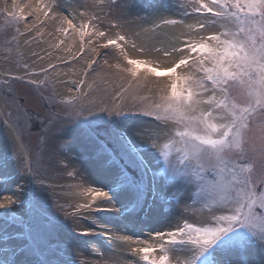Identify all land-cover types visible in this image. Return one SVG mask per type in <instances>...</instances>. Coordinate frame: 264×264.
<instances>
[{"label": "rangeland", "instance_id": "374dc122", "mask_svg": "<svg viewBox=\"0 0 264 264\" xmlns=\"http://www.w3.org/2000/svg\"><path fill=\"white\" fill-rule=\"evenodd\" d=\"M45 2V9H49L47 17L54 11H62L64 24L78 31L76 53L80 49L85 50L84 54L90 50L92 59L80 86L68 89L72 93L71 98L65 95L58 76L50 73V70L47 75H32L29 69L32 63L29 54L31 48L26 46L24 40L37 37L38 30L43 29L44 24L42 22L38 28H30V32L21 37L22 27H32L39 21L33 23L34 19L27 20L18 12L21 0H0V120L10 124L25 154L20 152L18 145H15L16 141L13 142L9 132L0 123V193L12 194V199L17 202L9 205L14 210L15 220L0 217V225L4 223L6 230L0 240V261H4V264H8L10 259L13 260L12 264H118L116 255L108 252L97 257L92 242L100 243L105 251L108 247L99 240V232L92 230L91 226L85 228V223H96L93 213L84 214L88 208L73 199L75 187L87 182L108 187L119 200L127 199L118 188L110 190V175L92 154L87 138L90 130L104 136L105 130L111 129L125 136L126 140L135 145L131 150L135 155L125 154L121 150L122 160L118 161L120 167L127 166L130 172L138 174V161L144 163L146 157V162L159 173L158 182L162 188L158 203H153L152 195H147L143 208L134 209L128 200L124 201L121 219L125 224L110 219L111 222L104 225L118 228L120 232H133L136 230L134 226H140L137 232L150 235L153 245L161 243L154 235L155 232L174 229L177 224L182 225L185 221L196 226H220L214 216L228 214V209L217 206L206 194L194 195L198 190L197 185L204 184L197 176L202 175L211 180V174L194 169L191 184L179 175L174 180L168 178L165 172L167 163L175 162L182 167L179 165L182 151L175 156L169 139L157 146L151 143L146 134L142 137L136 135L137 126H141V123L155 124L152 128L157 131L166 129L169 124L172 126L169 129H175V133L182 130L174 120L162 118L157 121L150 114V109L161 102L160 86L164 84L162 80L168 77H155L142 66L139 76L132 78L124 69L129 67L125 56L133 59L136 45L139 47L140 58L150 61L149 66L160 69L162 63L159 52L163 46L158 44L159 32L170 29L176 32L178 25L185 24L189 27L187 35L195 36L197 40L222 29L218 25L207 30L199 27L206 18L196 11L199 5L194 0ZM76 3H80L78 15L71 10ZM29 7L32 10L35 4ZM157 12L168 13L170 29L157 28L155 31L152 16ZM208 19L210 22L211 18ZM83 24L87 27L80 45ZM151 27L153 29H149ZM101 31L106 33L105 37L99 36ZM88 33L97 34L98 37L88 43ZM118 35L125 36V40L118 41L117 45L108 49L102 47L108 38L115 39ZM68 38L65 31H62V42L68 41ZM180 42L177 32L171 47H177ZM52 52L57 59L66 58L61 56L59 50ZM19 53L22 54L19 56ZM168 57L172 58V55ZM256 119H260V116ZM253 141L254 133H249L250 147L247 155L254 164L252 174L254 178H264V158L259 154V142ZM116 147L119 148V144ZM148 153L153 155V160ZM240 163L243 165L245 161ZM257 190H262L260 179H257ZM173 195L175 199H167ZM193 199L198 201L196 205H193ZM0 202L7 203V198H0ZM209 204L213 205L214 211L208 210ZM4 211L0 209V212ZM166 217L170 221L155 231V224ZM83 231H88L89 235H82ZM251 233L253 238H257L256 243H250L247 248L230 255L239 264H264V255L257 248L258 237L264 233V223L259 218ZM3 243L7 245L3 246ZM112 248L117 247L113 245ZM190 249L191 245L178 247V250L170 253V261L179 260L178 254L182 251L191 254ZM153 255L158 256L159 253ZM140 258L145 264L143 258Z\"/></svg>", "mask_w": 264, "mask_h": 264}, {"label": "snow or ice", "instance_id": "6c2138e0", "mask_svg": "<svg viewBox=\"0 0 264 264\" xmlns=\"http://www.w3.org/2000/svg\"><path fill=\"white\" fill-rule=\"evenodd\" d=\"M194 2L199 5L196 11L206 18L199 27L207 30L218 25L222 31L194 41L189 39L183 47H174L177 58L163 71L149 66L151 62L146 59H129L127 56L125 60L129 67L124 71L137 78L143 66L155 77H171L166 88L161 89V102L150 109L157 121L162 118L174 120L182 129L175 134L182 145L183 156L179 160L182 167L168 162L165 172L170 179L179 175L191 184L194 169L208 171L212 179L198 175L204 184L197 185L194 195L206 194L217 206L227 208L228 214L214 216L220 226H196L185 221L174 229L155 232L160 244L133 249L142 254L145 264H171L170 253L188 245L192 246L189 250L191 259L185 264H238L230 253L256 243L251 229L258 218L264 223V178L253 177L254 164L247 155L249 133H254L253 142H259V154L264 158V0ZM208 18H211L210 22ZM99 36L105 37L106 33L101 31ZM124 40L123 35L108 38L102 47L108 49ZM182 68L187 71H178ZM258 115L260 119H256ZM145 134L144 129L136 130L139 137ZM87 138L92 154L110 175V190L118 188L134 209L145 206L147 195H152L153 203L161 200L159 173L146 162V157L144 163L138 161V174L130 172L127 166L120 167L121 150L135 155L131 151L135 145L125 136L107 129L104 136L90 130ZM240 161L245 163L242 165ZM257 179H260V191L257 190ZM85 194H93L94 199L109 196L103 189L92 188ZM12 196L0 193V198H7V203L0 202V209L6 210L0 212V217L15 220L14 210L9 208L17 203ZM167 199H175V195ZM197 203L193 199V205ZM207 207L214 211L212 204ZM81 234L87 236L89 232ZM128 238L118 237L121 240ZM258 240V251L264 255V233ZM153 253H159L158 257Z\"/></svg>", "mask_w": 264, "mask_h": 264}, {"label": "bare ground", "instance_id": "6f19581e", "mask_svg": "<svg viewBox=\"0 0 264 264\" xmlns=\"http://www.w3.org/2000/svg\"><path fill=\"white\" fill-rule=\"evenodd\" d=\"M82 1H85V0H81V2ZM30 4L33 6L35 4V7L32 10H30L31 9L29 7ZM79 4L78 3L74 4L72 6L73 8L70 7L73 14H76V15L80 14V11H78ZM20 5L21 6L18 12L21 15H23L25 19L27 20L34 19V22L32 21L33 23H35L36 20L39 21L37 24L32 26L33 28L30 27V25L22 27L20 29L21 37H24L25 34L29 33L30 30L34 29L36 26L38 28L39 25L42 24V22L44 24L43 29L38 30L39 33L37 37L33 39L29 38V39L24 40L26 46H29L31 48L29 54L31 56L30 58L32 60V63L29 69L32 75L34 73H40L41 75H47V71L50 70V73L56 74L58 76L61 87L65 89L64 90L65 95L71 98L72 93L68 92V89H70L71 86L75 88L80 86L82 79L88 70V66L90 65V61L92 59L91 58L92 51L87 50L84 54L85 50L80 49L78 53H76L77 41L79 37L78 31H76V29H74L73 31L69 26H66V24H64L65 16L62 11H54L51 16L49 14V17H47L46 16L47 10L49 9H45V6H46L45 0H36V3H33V0H21ZM52 6L53 5H51V7ZM159 11L160 10H158V12ZM167 14L168 13H158V14L154 13L153 14L152 16L154 17L153 25H155V27L153 28L155 29V31H157V28L170 29L168 28L170 25V22H169V17ZM176 14L179 15L178 12H176ZM157 25H160V26H157ZM83 26L84 27L82 28L83 30L80 36V45L82 43L83 36L85 34V28L87 27V25L83 24ZM178 26L179 27H177L178 29L176 32H173L171 29L170 31H167V32L165 30V32H162V33L159 32V36H157L159 40L158 44H161L163 46V50L160 49L161 52H159L160 53L159 57L162 63L159 67L160 69H158L159 71H163L167 67L171 66L174 63L175 59L177 58L178 54L175 55L173 52L174 47L173 48L171 47L174 44L172 43L173 37L175 39L177 32H179L181 42L178 44L176 48L183 47V44L186 40H189V39L193 41L195 40V36L187 35L186 32L189 30V27L187 25L184 24V25H178ZM153 28L151 27L149 29H153ZM60 31L61 32L65 31V34L69 37L68 41L62 42V40L60 39L61 37ZM87 36L88 37L90 36L88 43H91L92 41L95 40L96 37H98V35L94 33H88L86 37ZM83 47L84 45L82 46V48ZM138 48L139 47L136 45V49H135L136 53L133 54L132 56L134 57L133 59L140 58V55L138 54V51H139ZM57 49L61 51L59 52L61 56H64V57L66 56V58L64 59L55 58L53 55L54 52L52 51L58 52ZM166 52H171L172 58L168 56L166 58V55H165ZM21 54L22 53H19L18 55L20 56ZM170 80H171V77L170 78L168 77L167 79L162 80L164 84H162L160 88L161 89L166 88L164 85H168L170 83ZM86 92H88L87 88H86ZM0 123L4 127V129L7 130V132H9V135L10 137H12L13 142L15 143L16 141L17 144L15 143V145H18L17 148L25 156V154L23 153L21 149V145L18 141V137H17L18 135L17 136L15 135V132L14 130H12L10 124L6 120H3V121L0 120ZM152 126H156V125L150 124V123H141V126L140 125L137 126V129H144L151 143L153 142L154 144H157V146L164 144L168 139L171 140L173 150L175 152V156L176 155L178 156L180 154V142L178 141V138L175 135L176 134L175 129L174 130L169 129L170 127L172 128V126L169 124L166 129H160L157 131L156 129H153L154 127L152 128ZM160 126L164 127V125L162 124ZM148 156L150 159L153 160V155L151 153H148ZM89 188H92L94 190L103 189L104 191L109 192V196L108 197L100 196V197H95L94 199L93 194H87V195L85 194L86 190ZM73 192H75L74 197H73L75 202L79 203L82 206L88 205L87 207L86 206L85 207L88 208L89 210L88 209L84 210L85 211L84 214H86L87 212L93 213V217H94L93 220L96 223H92V222H89L87 224L85 223V228L87 229V227L91 226L92 230L99 232L100 238L104 239L103 245L108 247V250L105 251L103 248H101L100 243L94 244L95 242H92L94 246V250L97 251L96 253L97 257H101L102 255H104L105 252H108L110 255H116L115 257H116L118 264H144V262L140 261L141 260L140 257H142V254L133 251V249L141 247V246L148 247L150 245H153L152 244L153 240L149 238L150 235H148L147 233H143V232L138 233L137 229H139L140 226H138L137 228L136 226H134L136 230L133 232H127V231L120 232L121 230H117L118 228L115 229L114 227L113 228L107 227L106 225L103 224L106 222L110 223L109 219H107L106 217L113 218L111 220H122L121 214L123 212L122 210L124 209L122 205L124 204V201H127V199L119 200L115 197V195L111 191H109L108 187L104 185H95L93 183L90 184L89 182L80 184L79 186L77 185L75 187V191ZM98 208H107L109 210L100 211L98 210ZM216 213H220V211L219 212L217 211ZM103 220H106V221L104 222ZM167 221H170V219L167 217L164 218L163 220H159L158 223H156L154 226L155 231H158V227H162V225ZM169 224L171 226L173 225L171 223ZM4 225H5L4 223L0 225V237H4V234H6V230H4L5 228ZM172 227L174 228V225ZM121 236H128L129 238L125 240L118 239V237H121ZM6 245L7 244L3 243V246H6ZM113 245L117 248L116 249L112 248ZM116 251H118L117 254H116ZM154 254H157V253H154ZM178 256L180 257L179 260L173 259L171 262L172 264H185L187 260L191 259V254L188 251H182L181 253L178 254ZM12 263H13V260L10 259L8 261V264H12Z\"/></svg>", "mask_w": 264, "mask_h": 264}]
</instances>
